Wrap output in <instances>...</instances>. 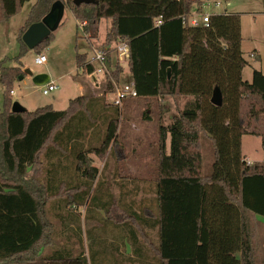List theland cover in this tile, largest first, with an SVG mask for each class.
I'll return each instance as SVG.
<instances>
[{
  "label": "trees",
  "instance_id": "obj_1",
  "mask_svg": "<svg viewBox=\"0 0 264 264\" xmlns=\"http://www.w3.org/2000/svg\"><path fill=\"white\" fill-rule=\"evenodd\" d=\"M25 1L0 0V21ZM54 1L31 4L18 33L19 56L28 50L22 32ZM60 1L85 21L89 38L108 19L100 45L126 40L134 97H154L159 106L158 97L170 96L176 110L157 125L151 190L135 209L112 197L89 157L103 158L115 143L117 104L84 93L69 98L63 109L47 104L12 112V84L25 73L19 56L15 65L1 59L0 264H264L253 222V215L264 217V160L247 163L240 151L242 134L259 136L264 149V74L253 69L250 80L241 76L247 61L239 14L209 13L206 24L192 25L188 16L194 4L201 11V0ZM51 34L33 50L43 48ZM86 58L76 53V66ZM108 64L118 82L122 65ZM103 87L110 92L111 81ZM214 87L220 105L210 102ZM165 111L167 105H160V120ZM202 137L213 155L207 174L200 172ZM38 162L39 173L30 174ZM97 187L106 194L92 201ZM94 211L99 224L81 234V222ZM86 238L87 246L95 240L98 246L85 254ZM46 245L52 248L42 254Z\"/></svg>",
  "mask_w": 264,
  "mask_h": 264
},
{
  "label": "rangeland",
  "instance_id": "obj_2",
  "mask_svg": "<svg viewBox=\"0 0 264 264\" xmlns=\"http://www.w3.org/2000/svg\"><path fill=\"white\" fill-rule=\"evenodd\" d=\"M33 1L26 0L19 11L7 20L0 21V60L6 58V64L8 65L16 64L14 57L19 56L20 53L19 29ZM201 1L203 3L201 13L237 12L240 17L243 35L252 38L254 46H260L264 36V0ZM217 1L218 4L214 5ZM194 8L195 4L192 7V13H195ZM199 16L200 13L194 15V17ZM76 21L70 10L64 6L60 22L52 31L43 48L37 52L33 49H28L19 56L21 69L28 67L33 74L45 73L47 80L52 81L56 88L47 94H43L41 89L44 82H34L31 75L25 74L12 84V101L19 102L27 110L47 104H50L54 109H63L66 107L69 98L84 93L103 94L104 100L112 102L113 94L107 90L104 91L103 86L100 88L93 86L89 80L81 75L75 63L76 53H85L88 56L91 52V46L99 45L103 41L110 21L108 19L100 20L95 38L85 36L82 30L78 28ZM37 53L45 55L46 62L44 64L37 65L34 63L33 59ZM110 57L111 64H113V52L110 53ZM254 62L253 59L249 60V65L243 71L244 76L252 73V67L259 66V62ZM120 64L122 65V71L119 74V84H128L130 77L126 62ZM1 102L2 86L0 83V104ZM157 103L159 106L165 103L168 104L167 110H169V113L174 111L169 97H164L162 100L157 98ZM117 106L120 115L115 143L103 158H98L92 153L89 154V157L91 164L100 171L103 185L108 189L112 197L125 204L129 203L132 208L139 209L138 206L143 202L146 192L151 187L149 181H151L155 169L154 154L156 152L157 125L159 121L166 123L170 116L165 111L163 118L161 120L158 118L159 106L156 104L154 97H131L122 100ZM144 112L149 114V119H143ZM241 152L244 158L250 160L264 158V149L260 146L259 138L253 135L245 134L241 136ZM201 155L200 172L201 174H207L211 168L213 155L211 145L204 137L201 139ZM39 160L42 161V158H39ZM39 168L40 164L38 162L29 173L38 174ZM38 176L40 177V175ZM92 193V201L95 197H101L106 194L99 187H97V190H93ZM149 195H151V192ZM76 209L81 212L82 217L83 206L78 205ZM96 214L97 211H94L92 219L85 220L84 223L83 221L81 222V234L84 235L85 228H95L94 225L97 226L99 224L95 219ZM48 216L55 228L59 230V222L51 215ZM86 239H83L85 254L88 247H92L93 250L94 247L98 246L97 240L92 245L89 244L87 246L90 238ZM51 248L52 246L50 247L49 245L44 246L41 250L42 254L49 252Z\"/></svg>",
  "mask_w": 264,
  "mask_h": 264
},
{
  "label": "built area",
  "instance_id": "obj_3",
  "mask_svg": "<svg viewBox=\"0 0 264 264\" xmlns=\"http://www.w3.org/2000/svg\"><path fill=\"white\" fill-rule=\"evenodd\" d=\"M217 4L218 2L214 3V5ZM206 5H208V3H206ZM199 13V17H194V15L197 13L191 12L188 16V22L192 25H196L199 22L206 24L209 18V13ZM160 21V17H157L154 20L155 24H159ZM76 24L78 28H80L83 32L85 21L77 20ZM84 35L87 36L86 33H84ZM111 52L114 53V61H117L119 63L126 62L128 59V45L126 40L118 39L112 42L109 46H101L100 44L91 46L90 54L87 56L86 60L80 66H78V68L81 75L89 80L91 84L96 88L102 87L108 80H110V92L113 94L112 102L118 105L124 98L134 97L136 95V91L133 87L132 81H130L128 84L120 85L119 81L117 83L111 79L110 71L112 68L108 64V61H110L111 63V57H109V60L107 58L108 53L110 54ZM33 61L35 64L41 65L46 62V57L43 53H37L34 56ZM55 88L56 85L52 81H47L42 85L41 92L43 94H47ZM10 93H12V90L10 91Z\"/></svg>",
  "mask_w": 264,
  "mask_h": 264
},
{
  "label": "water",
  "instance_id": "obj_4",
  "mask_svg": "<svg viewBox=\"0 0 264 264\" xmlns=\"http://www.w3.org/2000/svg\"><path fill=\"white\" fill-rule=\"evenodd\" d=\"M93 0H72L74 4L88 3ZM64 4L60 0H55L49 7V10L41 17L40 20L31 22L22 32L21 41L26 45L28 49H33L40 44L50 32H52L60 22L63 13ZM25 74L31 75L32 80L38 83L47 82V75L45 73L33 74L32 71L26 67L23 69ZM22 75H18V79H21ZM210 102L214 105L221 104V92L218 87H214ZM10 110L12 112H22L25 108L17 101H12Z\"/></svg>",
  "mask_w": 264,
  "mask_h": 264
},
{
  "label": "crops",
  "instance_id": "obj_5",
  "mask_svg": "<svg viewBox=\"0 0 264 264\" xmlns=\"http://www.w3.org/2000/svg\"><path fill=\"white\" fill-rule=\"evenodd\" d=\"M204 13H209V12H204ZM240 33H241L240 49L242 51L243 57L247 61L246 65H244L242 70H241V76L245 80H250L252 73L251 74L249 73V75H247V76L243 75V71H244L245 67L249 65L250 59H253L255 62H259V66L258 67H252V71H253V69H258L264 74V36L262 37L263 38L261 41L262 43L260 44L261 47L259 45L254 46L252 38L243 35V33L241 31V21H240ZM245 53L247 54V57H246ZM164 97H169L171 99V103L173 104V107L175 110V103H174V100L172 99V97H170V96H164ZM164 97H158V99L162 100ZM67 102H68V100H67ZM166 105H168V104H166ZM170 110H172V109L170 108ZM165 113L169 114V111H166ZM163 114H164V112H163ZM163 114H162V116H163ZM242 135H245V134H242ZM249 135H251V134H249ZM253 136H255V135H253ZM256 137L259 138V142H260V137L259 136H256ZM240 151H241V137H240ZM241 154H242V152H241ZM244 159H246V161L248 163L261 162L264 160V158L259 159V160H250L247 158H244ZM253 222L256 224L255 225L256 226L255 234H256V238L258 240V243L260 245V250L258 253H259V255H260V253H262V256L264 257V217L261 215H258V214L253 215Z\"/></svg>",
  "mask_w": 264,
  "mask_h": 264
}]
</instances>
